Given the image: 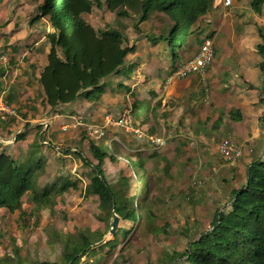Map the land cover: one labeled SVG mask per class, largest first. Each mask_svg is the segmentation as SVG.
Masks as SVG:
<instances>
[{
	"label": "crops",
	"instance_id": "0c3cea01",
	"mask_svg": "<svg viewBox=\"0 0 264 264\" xmlns=\"http://www.w3.org/2000/svg\"><path fill=\"white\" fill-rule=\"evenodd\" d=\"M43 3L0 0V97L18 110L9 121H0V151L6 149L22 162L38 141L48 171L51 157L62 164L61 158L82 152L81 147L91 143L106 147L108 154L121 151L118 160L112 162L108 156L104 161V169L105 165L110 169L109 182L110 174L124 182L118 191L112 186L116 194H136L129 185L138 181V194H159L171 203L189 198L186 211L180 212L185 217L181 225L195 238L210 227L216 210L229 204L232 191L245 183L251 162L264 154V53L258 49L263 41L260 30L264 34V5L258 11L255 0H232L227 8L224 0H213L177 58L167 41L150 40L168 35L172 27L163 5L139 23V30L134 28L137 19L129 24L120 18L112 27L124 28L128 44L135 47L123 70L104 79L100 100L80 95L52 109L44 102L39 82L52 47L47 34L53 30L48 16L34 19ZM109 15L107 22L98 16L87 20L103 29L112 24ZM206 38L215 48L208 68V101L203 100L197 74L172 75L198 53ZM126 110L131 111L134 127H111L100 140L91 141L80 124L102 122L106 114ZM230 137L244 147L243 155L231 162L218 151L220 140Z\"/></svg>",
	"mask_w": 264,
	"mask_h": 264
},
{
	"label": "trees",
	"instance_id": "16d2710c",
	"mask_svg": "<svg viewBox=\"0 0 264 264\" xmlns=\"http://www.w3.org/2000/svg\"><path fill=\"white\" fill-rule=\"evenodd\" d=\"M212 1L44 0L40 7L41 13L34 18L48 16L53 27L47 34L52 44L48 63L39 78L44 102L54 109L75 101L80 95L89 101L100 100L106 88L104 79L120 73L126 56L135 50L134 46L128 44L124 28L107 26L97 29L85 18L94 7L105 8L119 17L136 15L134 28L139 30V23L146 20L158 4L163 5L165 13L173 22L172 27L168 35L152 37L150 40L167 41L173 56L177 58L179 50L187 44L193 33L194 25L211 8ZM263 5L264 0H255L254 7L258 11ZM260 34L263 41L258 49L264 53V34L261 30ZM261 68L264 76V62ZM11 118L0 116V121H9ZM41 146L37 141L29 148L28 157L22 162L16 161L6 149L0 151V209L6 208L10 212L20 209L25 194H30L33 201L42 202L53 195L78 189L79 182L69 176H57L55 181L39 187L38 178L45 172L47 161L44 157L32 161V156L41 151ZM89 148L97 162L81 156L82 161L91 167L90 182L85 191L96 195L101 209L112 215L113 208L116 211L118 205L116 192L104 169L108 150L94 143ZM78 153L82 155V152ZM122 218L136 222L139 214L132 209L125 212ZM167 225L163 226L164 231ZM120 231L128 232L126 229L118 230L114 233V239L108 240V244L116 247ZM102 237L94 239L81 233L78 239L66 244L64 264H80L93 244ZM160 264H264V154L251 162L245 183L232 191L229 204L224 209L216 210L210 227L191 238L184 252L164 250Z\"/></svg>",
	"mask_w": 264,
	"mask_h": 264
},
{
	"label": "rangeland",
	"instance_id": "374dc122",
	"mask_svg": "<svg viewBox=\"0 0 264 264\" xmlns=\"http://www.w3.org/2000/svg\"><path fill=\"white\" fill-rule=\"evenodd\" d=\"M95 8L93 17L86 14L85 18L94 21L93 18L98 16L99 21L107 22L110 14L112 24L109 27L116 26L120 18H125L129 24L135 19V16L119 17L105 8ZM81 151L82 155L72 151L71 157L61 158L62 164L57 157H51L49 171L45 168L38 178L39 187H42L55 181L57 176H69L79 182L78 189L53 195L42 202L33 201L30 194H25L20 209L14 212L0 209V264H64L66 244L78 239L81 233L94 239L103 237L93 244L80 264H160L164 250L185 251L189 240L194 237V233L190 230L185 232V227L181 225L185 217L180 212L186 211L184 203L188 205L189 198L171 199L172 205L170 200L157 197L159 194H138L139 183L136 181L129 185L134 186L136 194H116L117 210L113 208L112 215H108L101 209L98 197L85 191L90 182L91 167L82 161L81 156L94 163L97 160L89 147H81ZM115 154L122 155L116 149ZM108 155L114 157L112 162L119 159L112 152ZM43 156L42 150L34 153L32 161ZM109 170L105 165V174ZM109 178L116 190L117 186H123L124 182L118 183L112 174ZM166 203L172 207L166 206ZM132 209L139 214L136 222L122 218L125 212ZM152 212L154 215L150 214ZM115 213L120 219L116 230L111 233ZM166 223L169 225L164 231ZM120 229L128 232L120 231L117 245L113 247L108 240H113L114 233Z\"/></svg>",
	"mask_w": 264,
	"mask_h": 264
},
{
	"label": "built area",
	"instance_id": "2783aa9c",
	"mask_svg": "<svg viewBox=\"0 0 264 264\" xmlns=\"http://www.w3.org/2000/svg\"><path fill=\"white\" fill-rule=\"evenodd\" d=\"M232 4V0H224V6L227 8ZM2 59L6 60V54H2ZM215 58V48L211 38L204 39L198 53L181 63L173 72V76L186 77L190 74L199 76L200 84L204 90V99L210 98V84L208 81V68ZM172 77V76H171ZM18 115L17 108L4 97H0V116L3 118L14 117ZM88 138L99 140L107 135L111 127L133 128L135 121L130 110L122 114L108 113L102 122H82L80 123ZM164 143V142H163ZM218 151L225 159L237 161L244 152L242 144L230 138H223L218 144Z\"/></svg>",
	"mask_w": 264,
	"mask_h": 264
},
{
	"label": "water",
	"instance_id": "95a60500",
	"mask_svg": "<svg viewBox=\"0 0 264 264\" xmlns=\"http://www.w3.org/2000/svg\"><path fill=\"white\" fill-rule=\"evenodd\" d=\"M114 207H115V203H114ZM119 219H120V216L115 213L114 214V220H113V226L111 228V233H113L116 230V228L118 226Z\"/></svg>",
	"mask_w": 264,
	"mask_h": 264
}]
</instances>
